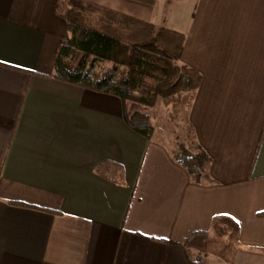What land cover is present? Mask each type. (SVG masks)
I'll return each instance as SVG.
<instances>
[{
  "label": "crops",
  "instance_id": "crops-1",
  "mask_svg": "<svg viewBox=\"0 0 264 264\" xmlns=\"http://www.w3.org/2000/svg\"><path fill=\"white\" fill-rule=\"evenodd\" d=\"M85 1L183 35L187 145L209 161L193 180L117 97L53 78L55 0H0V264H202L184 243L220 216L233 264H264V0Z\"/></svg>",
  "mask_w": 264,
  "mask_h": 264
},
{
  "label": "trees",
  "instance_id": "trees-1",
  "mask_svg": "<svg viewBox=\"0 0 264 264\" xmlns=\"http://www.w3.org/2000/svg\"><path fill=\"white\" fill-rule=\"evenodd\" d=\"M55 10L64 28L53 78L117 97L126 125L145 138L151 137L152 126L140 108L152 107L158 99L172 101L199 86V74L180 61L181 33L85 0H55ZM104 63L109 65L102 69ZM173 159L197 182L209 161L204 151H193L183 143ZM212 228L214 239L198 235L184 243L187 259H192L189 252L194 248L233 264L236 248L230 238L239 231L237 222L220 216Z\"/></svg>",
  "mask_w": 264,
  "mask_h": 264
},
{
  "label": "rangeland",
  "instance_id": "rangeland-1",
  "mask_svg": "<svg viewBox=\"0 0 264 264\" xmlns=\"http://www.w3.org/2000/svg\"><path fill=\"white\" fill-rule=\"evenodd\" d=\"M108 65L109 63L101 64L102 69L106 68ZM190 95L191 93L175 95L173 98H171L172 101L169 102L164 99H158L154 106L149 108H140V111L142 113L148 115L149 123L151 124V126L154 125L156 129V134L162 135L163 137L166 136L168 140H171L173 142L175 150L179 143H183L187 147V137H191L190 129L187 125L186 120L187 107L190 101ZM185 98H187L188 102L183 101ZM185 133L187 134V136ZM183 134H185L186 138H184ZM157 135L154 136L157 137ZM215 237L216 235H214V237L212 238H204L205 240H208L214 239ZM225 238L228 240L229 237L226 236ZM195 251L197 250L195 249ZM189 253L192 259L202 264H209L207 261V257L205 258L202 253L200 254V252H198V258H195L196 256H194L191 251ZM209 256L212 260H217L219 264H227L213 255Z\"/></svg>",
  "mask_w": 264,
  "mask_h": 264
}]
</instances>
